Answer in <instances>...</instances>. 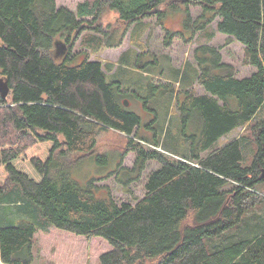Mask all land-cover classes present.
Returning a JSON list of instances; mask_svg holds the SVG:
<instances>
[{
    "label": "trees",
    "instance_id": "16d2710c",
    "mask_svg": "<svg viewBox=\"0 0 264 264\" xmlns=\"http://www.w3.org/2000/svg\"><path fill=\"white\" fill-rule=\"evenodd\" d=\"M184 1L200 6L202 13L192 18L186 8L183 25L201 30L218 19L217 30L244 45L243 63L255 71L239 77L217 48L202 45L196 50L197 67H172L167 83L150 82L169 97L168 109L180 113L183 136L189 138L190 130L188 155L174 157L160 150V139L138 136L142 118L125 105L129 93L121 82L108 79L113 63L90 60L87 51L78 64L69 56L84 31L93 34L83 37L86 50L121 44L111 42L114 31L104 24L108 9L118 11L126 28L133 26L131 42L142 46L147 23L144 29L137 26L153 18L165 26V6L176 8L175 0H85L76 10L56 0H0V75L11 87L6 98L0 93V192L19 193L11 202L21 203L15 206L17 219L10 215L13 207L2 210L8 222L0 224L2 264H32L34 239L54 229L103 239L94 241L93 257L86 239L57 230L58 240L68 238L74 246L50 244L47 264H264V230L250 239L220 244L212 239L240 223L262 198L257 186L264 181V117L253 120L264 107V0ZM59 39L68 44L62 57L55 55ZM147 47L138 54L139 67L146 65L142 54L151 53ZM196 84L204 93H197ZM239 127L249 129L257 144L248 166L245 134L214 145ZM110 128L127 134V149L137 155L127 173L139 174L148 160L160 163L135 203L102 192L95 178L83 185L71 175ZM25 197L40 205V222L23 218Z\"/></svg>",
    "mask_w": 264,
    "mask_h": 264
},
{
    "label": "rangeland",
    "instance_id": "374dc122",
    "mask_svg": "<svg viewBox=\"0 0 264 264\" xmlns=\"http://www.w3.org/2000/svg\"><path fill=\"white\" fill-rule=\"evenodd\" d=\"M82 1L85 0H56L59 6L66 5L72 9ZM175 1L176 8L165 6L166 17L164 24L169 30L174 32L172 35L168 33V29L165 26L156 23V19H147L141 23L142 26H137V28L142 27L144 29L145 25L143 24H148H146L145 32H143L142 46H140V43L132 44L131 30L134 29L133 26L126 28V24L119 19L118 11L108 9L105 12L104 24L111 25L109 32L114 31L112 33L114 35L110 39L111 42L115 44L121 42V44L115 47H105L103 44L101 46L102 49L98 51L86 50V41H82L84 38H93V34L90 31H84L76 41L69 58L72 64H78L85 58V51H87L90 60H100L105 65L113 63V71L107 72L108 79L121 82V89L129 93L124 99V101L126 99L129 101L127 107L131 111L137 112L142 118L138 136L147 141L160 139L161 151L174 157H180L188 153L191 145L190 130L188 129L187 134L189 138L185 137V135L183 136V123L180 113L174 114L172 107H170V110L168 109L170 104L169 97L163 91H160L162 90L161 87L159 89L151 88L150 82L155 85L167 83L172 78V74H174L172 67H180V69L184 70L189 63H193L194 67H197L196 50L202 45L217 48L222 55L223 61L235 66L239 77L250 75L255 70V67L243 63L244 45L228 35L219 32L216 29V23H212L201 30H196L194 26H186V23L183 25L184 21L189 18L185 8L188 7L192 18H195L201 12V7L194 5V3H189L190 5L186 4L184 0ZM103 40V43H105L106 40ZM168 40L170 44H167ZM147 45V49L152 54L143 53L140 62L142 64L146 63V65L139 67L137 65L138 54L144 50L142 47ZM193 73L191 71V75ZM195 86L198 94L204 93L202 86L198 84ZM263 117L264 107L258 112L253 122ZM243 134H245L243 141L249 142L248 148L245 146L244 149L245 159L243 161L244 165L248 166L252 164L254 155L257 152V144L249 129L239 127L217 141L214 145L221 146L225 141ZM165 143H167L166 147ZM128 144L129 136L127 134L113 128L103 131L98 136L96 152L91 156L85 157L78 164H75L71 171L72 177L83 185L88 184L89 181L95 178V184L102 187V192L110 193L119 202L130 201L135 203V198L145 195V183L148 175L153 170L159 168L160 163L156 160H148L145 163V168L139 174L135 171H131L132 173L130 174L127 173V170L135 167L137 159L136 153L127 149ZM208 152L209 150L205 151L206 154ZM257 189L262 194L261 202L252 206L245 213L240 223L227 230L224 234L212 238L213 240L217 239V244L225 241L250 239L264 230V181L258 184ZM17 195H19L17 192L11 193V195L0 192V224H8V222L4 221L5 218L2 215L4 213L2 210L7 207H13L10 210L11 217L17 219L20 216V212L16 210L15 206L19 208L18 204L21 203L16 204L11 202V200H19ZM25 199L27 214L23 218L35 223L40 222L43 219L40 205L27 197ZM16 222L18 220L9 224ZM57 230L61 234H73L64 230L54 229L49 236L42 232L43 235H46L45 238H42V234L38 233V236L34 239L33 252L35 258L32 264H47L49 262L46 248L50 244L56 245L58 249L60 247L74 246L68 238L63 243L61 240H58L59 238L57 237L60 236L56 234ZM73 235L80 240L86 239L83 241V243H86V241L88 243L85 247L86 250H90L91 255L96 257L95 252L97 247L94 246V243H96L94 241L97 238H103L94 237L87 239L84 236ZM209 239L211 238H207V241ZM42 245L46 246L45 252ZM39 246L42 247L41 254L39 253ZM0 264L2 263L0 262ZM87 264L98 263H91L88 260Z\"/></svg>",
    "mask_w": 264,
    "mask_h": 264
},
{
    "label": "water",
    "instance_id": "95a60500",
    "mask_svg": "<svg viewBox=\"0 0 264 264\" xmlns=\"http://www.w3.org/2000/svg\"><path fill=\"white\" fill-rule=\"evenodd\" d=\"M67 51H68V44L64 40L59 39L55 42V55L56 56L62 57L66 54ZM10 90H11V87H10V83L8 79L1 76L0 77V93L2 97L6 98L9 95ZM124 103L126 106L129 105V101L127 99L124 101ZM262 176H264V172Z\"/></svg>",
    "mask_w": 264,
    "mask_h": 264
},
{
    "label": "crops",
    "instance_id": "0c3cea01",
    "mask_svg": "<svg viewBox=\"0 0 264 264\" xmlns=\"http://www.w3.org/2000/svg\"><path fill=\"white\" fill-rule=\"evenodd\" d=\"M77 5H78V4H77ZM189 5H190V4H189ZM69 8H70V7H69ZM76 8H77V6H76L75 8H73V9H72V8H71V9H72V10H76ZM187 8H188V7H187ZM185 9H186V8H185ZM201 13H202V11H201L197 16H199ZM197 16H196V17H197ZM217 21H218V19L212 22V23H216V29H217ZM212 23H211V24H212ZM211 24H210V25H211ZM254 71H255V70H254ZM254 71H253V72H254ZM231 133H232V132H231ZM238 137H239V136H238ZM235 138H237V137H234V138H232V139H229L228 141H225L224 144H226V143H228V142L234 140ZM224 144H223V145H224Z\"/></svg>",
    "mask_w": 264,
    "mask_h": 264
}]
</instances>
